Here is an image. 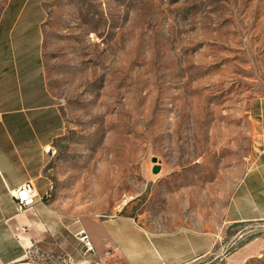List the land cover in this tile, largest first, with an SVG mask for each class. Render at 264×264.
<instances>
[{
  "label": "rangeland",
  "instance_id": "rangeland-1",
  "mask_svg": "<svg viewBox=\"0 0 264 264\" xmlns=\"http://www.w3.org/2000/svg\"><path fill=\"white\" fill-rule=\"evenodd\" d=\"M44 4L42 70L62 119L49 199L71 214L131 216L151 233L204 217L210 249L192 264H264V224L222 223L260 147L264 0Z\"/></svg>",
  "mask_w": 264,
  "mask_h": 264
},
{
  "label": "crops",
  "instance_id": "crops-1",
  "mask_svg": "<svg viewBox=\"0 0 264 264\" xmlns=\"http://www.w3.org/2000/svg\"><path fill=\"white\" fill-rule=\"evenodd\" d=\"M45 0H5L0 7V264L62 259L73 264H192L210 249L208 224L201 217L179 223L173 232L151 233L131 216H81L44 197L51 182L50 147L62 119L42 70L41 25ZM260 147L222 208V223L264 224V101L257 108ZM23 182L37 200L18 209L9 190ZM89 237L84 252L78 233ZM248 243L236 258L248 254Z\"/></svg>",
  "mask_w": 264,
  "mask_h": 264
},
{
  "label": "built area",
  "instance_id": "built-area-1",
  "mask_svg": "<svg viewBox=\"0 0 264 264\" xmlns=\"http://www.w3.org/2000/svg\"><path fill=\"white\" fill-rule=\"evenodd\" d=\"M53 185L50 183L48 185L47 191L44 194V197H49L52 191ZM9 194L12 199L15 201L18 209H25L32 206L36 200L37 196L34 190V187L30 182H23L16 186L15 188L9 190ZM78 239L82 244L83 251L93 252L94 248L89 239V237L84 233V231H80L78 233Z\"/></svg>",
  "mask_w": 264,
  "mask_h": 264
},
{
  "label": "water",
  "instance_id": "water-1",
  "mask_svg": "<svg viewBox=\"0 0 264 264\" xmlns=\"http://www.w3.org/2000/svg\"><path fill=\"white\" fill-rule=\"evenodd\" d=\"M150 161L154 164V165H152V167H151V172L153 173V174H156L159 170H160V167H159V165L158 164H156V158L155 157H151L150 158Z\"/></svg>",
  "mask_w": 264,
  "mask_h": 264
}]
</instances>
